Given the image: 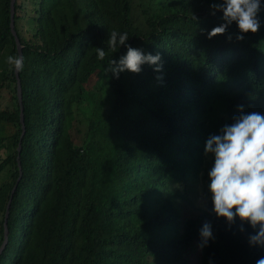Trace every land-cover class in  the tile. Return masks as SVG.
<instances>
[{"label": "trees", "instance_id": "16d2710c", "mask_svg": "<svg viewBox=\"0 0 264 264\" xmlns=\"http://www.w3.org/2000/svg\"><path fill=\"white\" fill-rule=\"evenodd\" d=\"M24 1L14 4L24 58L21 179L0 264H256L264 257L248 244L249 225L241 232L238 219L229 226L215 217L209 193L205 210L183 217L189 203L176 187L190 173L208 175L205 142L233 122L238 105L264 114V8L259 31L237 41L235 23L207 38L223 22L222 13L210 14L212 0H31V16ZM24 18L26 32L18 26ZM113 30L159 53L162 72L145 64L119 79L106 73L127 51L109 47ZM9 55H18L10 0H0V95L8 90L11 100L0 109V245L22 132ZM205 222L214 239L193 262L185 256Z\"/></svg>", "mask_w": 264, "mask_h": 264}, {"label": "clouds", "instance_id": "9594fccd", "mask_svg": "<svg viewBox=\"0 0 264 264\" xmlns=\"http://www.w3.org/2000/svg\"><path fill=\"white\" fill-rule=\"evenodd\" d=\"M264 8V0H212L210 14L222 13L219 26L207 32V38L226 34L230 25L235 23L237 41H243L249 33L255 34L261 27L259 13ZM205 31V30H202ZM229 41L231 34L227 35ZM129 35L113 30L107 40L109 47L115 51L125 46L127 51L118 60L112 59L105 68L119 79L121 73L139 74L142 66L155 65V72H162L163 63L159 53H145L142 48L127 44ZM97 59L104 60L105 51L97 47ZM8 71L22 72L24 58L22 55H9L6 58ZM162 80V76L157 77ZM243 105H238L239 115L233 117L231 124H225L218 134H211L204 148L205 156L213 157V164L208 171L210 183L207 191L211 199V212L217 219L223 218L229 226L239 220V231L244 232L243 225H249L254 234L248 236L250 247L264 250V114L260 112L245 113ZM201 243L199 248L208 246L214 239L212 224L205 222L199 230ZM256 264H264V257Z\"/></svg>", "mask_w": 264, "mask_h": 264}, {"label": "rangeland", "instance_id": "374dc122", "mask_svg": "<svg viewBox=\"0 0 264 264\" xmlns=\"http://www.w3.org/2000/svg\"><path fill=\"white\" fill-rule=\"evenodd\" d=\"M19 3L21 4L22 2ZM23 4H24V11L27 13L28 16H31L32 15V13L30 12V10L32 9L31 0H26V2L25 1L23 2ZM26 18L18 22L19 28L23 31L26 29L25 32L28 29H30V27L27 28L28 26H26L25 23ZM25 32L24 35L27 38L28 35H26ZM10 101H11L10 92L8 90H3L2 94L0 95V109H4L8 107L11 104ZM1 156H3L2 153H0V157ZM207 177L208 175L206 176H203L202 174L193 175L192 173H190L188 174L186 179V184L184 186L185 190H183L184 188H182L181 185L176 186L183 192L184 196L188 199V203H189V205L184 203L181 205V214L183 217H186L188 215L195 216L198 213L197 210L200 211L205 210L208 201V191L205 186L206 184L205 181H207ZM200 243H201L200 239H198V241H196L194 245L188 250L185 257L193 259L196 256L197 252H199L200 250V248L198 247ZM192 261L194 262L195 259H193Z\"/></svg>", "mask_w": 264, "mask_h": 264}, {"label": "water", "instance_id": "95a60500", "mask_svg": "<svg viewBox=\"0 0 264 264\" xmlns=\"http://www.w3.org/2000/svg\"><path fill=\"white\" fill-rule=\"evenodd\" d=\"M14 4H15V0H10V30L11 33L14 37L15 43H16V49L18 52V55H21V45L19 44V40L17 38L16 32L14 30ZM15 78H16V87H17V97H18V102L20 105V123H21V127H22V132H21V136H20V141L17 147V165H18V169H19V175L18 178L11 190L10 196H9V200L7 202L6 208H5V216H4V223H3V242L0 245V255L3 251V249L5 248L6 244H7V240H8V229H7V218L9 216V208H10V204H11V200L13 197V194L17 188V185L21 179V168H20V164H19V153H20V149H21V139L23 138V135L25 133L24 127H23V108H22V103H21V87H20V81H19V75L17 72H15Z\"/></svg>", "mask_w": 264, "mask_h": 264}]
</instances>
